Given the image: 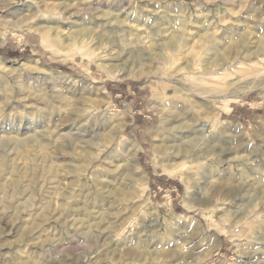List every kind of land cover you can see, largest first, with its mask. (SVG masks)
I'll use <instances>...</instances> for the list:
<instances>
[{
	"label": "rangeland",
	"instance_id": "374dc122",
	"mask_svg": "<svg viewBox=\"0 0 264 264\" xmlns=\"http://www.w3.org/2000/svg\"><path fill=\"white\" fill-rule=\"evenodd\" d=\"M36 1L0 0V264H264V70L236 64L264 59V0ZM44 3L71 10L33 17ZM121 21L136 31L127 42ZM141 62L159 72L135 75ZM115 167L130 169L141 211L113 230L79 224L72 206L109 194Z\"/></svg>",
	"mask_w": 264,
	"mask_h": 264
},
{
	"label": "bare ground",
	"instance_id": "6f19581e",
	"mask_svg": "<svg viewBox=\"0 0 264 264\" xmlns=\"http://www.w3.org/2000/svg\"><path fill=\"white\" fill-rule=\"evenodd\" d=\"M41 1V0H40ZM36 3H39V0H37L36 1ZM35 3V4H36ZM41 3V2H40ZM60 4V3H59ZM37 5H40V4H37ZM43 5V4H42ZM41 5V6H42ZM62 5V4H61ZM65 5V4H64ZM63 5V6H64ZM69 5V4H68ZM41 6H37L36 7V9H35V11L32 13V15H33V17H39V18H49V19H52V22H53V20H55V19H58L60 16H62V15H64V12L67 10V9H70L71 10V7L70 6H67V7H59L58 5H57V3L55 4H53V3H44V5L41 7ZM72 6V5H71ZM86 6V5H85ZM98 6V5H97ZM34 7H35V5H34ZM88 6H86V8H87ZM96 7V6H95ZM98 8V7H97ZM88 9H93L92 8V6H89L87 9H85L84 8V10H87L88 11ZM82 10H83V7H82ZM90 10V11H91ZM93 10H95L96 11V9H93ZM117 10H119V9H116V11ZM69 11V10H68ZM115 11V12H116ZM119 11H121V10H119ZM118 11V12H119ZM75 12V11H74ZM78 12V11H77ZM113 12H114V10H113ZM91 13H94V12H91ZM70 14L72 15V13L70 12ZM112 14V13H111ZM110 14V15H111ZM31 15V14H30ZM69 15V14H68ZM74 15V14H73ZM79 15V12L77 13V16ZM109 15V14H108ZM107 15V16H108ZM70 16V15H69ZM30 17H32V16H30ZM33 17H32V19H33ZM63 17H65V15L63 16ZM76 17V16H75ZM29 18V17H28ZM28 18H26V19H28ZM44 18V19H45ZM25 19V20H26ZM64 19H66V18H64ZM29 20V19H28ZM40 20V19H39ZM51 20H49V22H50ZM120 21V20H119ZM124 21V20H123ZM47 23V22H46ZM117 24H119V26L117 27L118 29V31H121V32H123L124 34L122 35V37H120V38H123L122 40L123 41H126L127 42V37L129 36H133L135 33L134 32H136L135 30H134V32H133V30H127L125 27H124V25H125V23H122V21L121 22H116ZM116 25V24H115ZM138 26V24H136V27ZM33 27V26H32ZM48 27H50V26H48ZM29 28V27H28ZM55 28V27H54ZM54 28H52V29H54ZM35 29V28H34ZM45 29V27L43 26V27H37L35 30H32V31H36V32H41L42 30H44ZM48 29V28H47ZM51 29V28H50ZM26 30H28V29H26ZM31 30V29H30ZM55 30V29H54ZM184 30H185V27H184ZM92 32V31H91ZM132 32L134 33V34H132ZM183 32H185V31H183ZM108 33H110V32H108ZM158 33V32H157ZM207 32H205L204 33V35H207L206 34ZM2 34H4V33H2ZM36 34H38V33H36ZM1 35V34H0ZM103 34H101V36H102ZM107 35V34H106ZM109 35V34H108ZM118 35V34H117ZM184 35V34H183ZM204 35H200V34H197L196 35V37H197V43L199 42H201V40H202V43L204 42V43H212L213 41L211 40V37L213 36V34H212V36L210 37V36H208V37H206V36H204ZM104 36H105V34H104ZM112 36V35H111ZM137 36V35H136ZM153 36H154V34H153ZM155 36H157V34L155 35ZM2 37V36H1ZM110 37V36H109ZM119 37H118V39H119ZM138 38H140L141 36H137ZM179 37V36H178ZM4 38V37H3ZM177 38V37H176ZM180 38L181 37H179V39L175 42V45H173V46H175V47H178V46H182V47H186L187 46V44H188V41H182V39L180 40ZM195 38V37H194ZM1 39V38H0ZM71 39V38H70ZM102 39V38H101ZM113 39H114V37H113ZM129 39V38H128ZM174 39V38H173ZM172 39V41H174ZM2 40V39H1ZM0 40V42H2L1 44H3V42L4 41H1ZM4 40V39H3ZM105 40V39H104ZM116 40L117 39H115V42H116ZM121 40V41H122ZM130 40V39H129ZM140 40H142V39H140ZM109 41H110V38H109ZM118 41V40H117ZM112 42V41H111ZM113 42H114V40H113ZM130 42V41H129ZM133 42V41H132ZM132 42H130L129 43V45L130 44H133ZM120 43V42H119ZM116 45H117V43H115ZM113 46H114V44H112ZM152 45V44H151ZM171 45V44H170ZM169 45V46H170ZM203 44H201V46H202ZM212 45V44H211ZM131 46V45H130ZM153 47H154V45H153ZM174 47V48H175ZM264 47V46H263ZM111 48V47H110ZM132 48H133V46H132ZM131 48V49H132ZM169 48V47H168ZM172 48V47H171ZM192 48H193V46H192ZM130 49V48H129ZM128 49V50H129ZM176 49V48H175ZM140 50V49H139ZM177 50V49H176ZM203 50V49H202ZM132 51V50H131ZM171 51V50H170ZM189 51V50H188ZM136 52V51H135ZM141 52V51H140ZM175 52V51H174ZM194 52V51H193ZM256 52L257 51H255L254 53V55H256ZM260 52H263V51H260ZM250 54H252L251 52H249ZM137 54V53H136ZM241 54V53H240ZM259 55H260V53H258ZM257 54V55H258ZM264 54V53H263ZM243 55V54H242ZM249 55V54H248ZM247 55V56H248ZM256 55V57L255 58H249V57H247V58H245L246 60L245 61H243V60H237L236 61V64H237V66H239V68L242 70V72H244V73H247V74H250V73H258V74H260V70L261 71H263L264 70V59L262 60V59H260V57L259 56H257ZM239 56H241V55H239ZM251 56V55H250ZM263 56V55H262ZM146 57V56H145ZM245 57V56H244ZM243 57V58H244ZM242 58V59H243ZM145 61H147V62H149L150 64H152L150 61H152V58H147ZM140 65V69H139V71L138 72H136V74L135 75H142V74H144V73H148V74H156V73H158L159 72V69H158V67H155L154 65H153V67H147L148 65H145L144 63H140L139 64ZM138 67V66H137ZM137 67H136V70H137ZM217 68V67H216ZM236 68H238V67H236ZM238 68V69H239ZM225 69V68H224ZM216 70V69H215ZM222 70V69H221ZM226 70V69H225ZM237 71V70H236ZM221 72H223V71H221ZM225 72H223V74H224ZM132 74V73H131ZM134 74V73H133ZM222 74V75H223ZM225 74H227V73H225ZM229 74V73H228ZM227 74V75H228ZM232 74V73H231ZM214 75V74H213ZM216 75V74H215ZM220 75V74H219ZM229 76V75H228ZM214 78V77H213ZM208 79V78H207ZM217 79H219V78H217ZM217 86V85H216ZM221 86V85H220ZM104 92V91H103ZM103 92H100V95L101 96H103L104 95V93H105V95H107L108 96V93L105 91L104 93ZM89 93V92H88ZM98 93H99V91H98ZM97 93V94H98ZM81 94V93H80ZM97 94H95V95H97ZM87 95V94H86ZM99 95V94H98ZM201 95V94H200ZM166 96H169V95H166ZM61 97V96H60ZM59 96H58V98H60ZM81 97V96H80ZM79 97V98H80ZM83 97V96H82ZM85 98H87L86 96H84ZM89 97V96H88ZM194 97V96H193ZM192 97V98H193ZM65 98V97H64ZM84 98V99H85ZM103 98H106L105 96H103ZM192 98H188V97H185V99L186 100H188V99H192ZM195 98H196V96H195ZM205 98V97H204ZM61 99H63V98H61ZM83 99V98H82ZM167 99V103H166V105L165 106H168L169 107V105H170V99H172V97L171 96H169V99L168 98H166ZM174 99V98H173ZM86 100V99H85ZM94 100V99H93ZM87 101V100H86ZM191 101V100H190ZM88 102V101H87ZM90 103V102H89ZM205 103V102H204ZM95 104V103H94ZM98 104V103H97ZM199 104H201V102L199 103V101H197L196 102V100L194 101H192V102H190V106H191V113H188V112H186V110H185V113H188L189 115H191V114H193V115H195L194 117H192V118H194V120H195V123H197V122H203V120H204V111L202 112L201 111V108H200V106H199ZM90 105H91V103H90ZM89 105V106H90ZM206 105H207V107L210 109V108H212L213 109V106L212 105H209V103H206ZM99 107V106H98ZM97 107V108H98ZM164 108V107H163ZM96 108H94L93 107V110H95ZM162 110H164V109H162ZM160 111H161V109H160ZM185 113H182V111H179L178 110V112H176V114H175V116H174V118H175V120L176 119H179V118H182V116L185 114ZM90 114V113H89ZM208 115V114H207ZM67 117V116H66ZM184 117V116H183ZM185 118V117H184ZM184 118H182V119H184ZM186 119V118H185ZM190 119V118H189ZM72 120V119H71ZM191 120V119H190ZM193 120V119H192ZM70 122V121H69ZM181 125V124H180ZM179 125V126H180ZM192 125V124H191ZM116 126H120V121H118V122H116ZM193 126V125H192ZM192 126H190V127H186V125L185 126H180L181 128H187V130L186 131H188V132H191V133H194V132H196V127H197V125H195L194 127H192ZM174 127V126H173ZM185 128V129H186ZM187 133V132H186ZM108 135H110L109 133H107ZM190 134V133H189ZM107 136V135H106ZM106 136H105V138H106ZM107 141V140H106ZM166 141V140H165ZM19 142V141H18ZM167 142V141H166ZM133 145V144H132ZM164 145V144H163ZM167 145V144H166ZM169 145H170V143H169ZM187 146H188V144H186ZM187 146H180L179 147V149H177V151L179 152V153H182V155H184L183 157H182V159L183 160H185V159H190V165H196V164H199V162L197 161V158H189L190 156H189V154H190V151H191V149L189 148L190 147V145H189V147H187ZM131 147V146H130ZM163 147V146H162ZM169 147V146H168ZM170 148V147H169ZM128 149V148H127ZM192 149H193V147H192ZM154 151H156V149L154 148L153 149ZM170 150H172V149H170ZM170 150H168L169 152H170ZM128 151H130L131 152V157L133 158V166H135L136 167V165H137V163H136V155H137V148H136V146L135 145H133L132 147H131V150H128ZM128 151H126V152H128ZM139 152V151H138ZM166 153H167V151H166ZM124 154H125V152H124ZM164 156V155H163ZM168 156V155H167ZM166 156V157H167ZM170 156V155H169ZM169 156H168V158H169ZM199 156V155H198ZM171 157V156H170ZM165 158V157H164ZM177 159V158H176ZM170 160V159H169ZM123 161V160H122ZM187 161H189V160H187ZM172 162V161H171ZM167 163V162H166ZM182 163V162H181ZM169 164V163H168ZM172 164H174V163H172ZM160 165H162L161 163H160ZM164 165V164H163ZM132 167V166H131ZM171 168V167H170ZM182 168V167H181ZM107 169V168H106ZM179 169V168H178ZM185 169V168H184ZM105 170V169H104ZM172 171H174V170H172ZM177 171V170H176ZM13 172H14V170H13ZM112 172H114L115 174H116V178L117 179H119L120 180V183L115 187V188H113L111 191L109 190V194H107V195H105V193H102L100 190H98L97 192H96V194H95V196H94V199L95 200H97L96 201V205H97V207H96V205L94 204V205H91V208L89 207H77V206H72V211H74L75 213H81V215H84V219H80V220H78L79 222H81V223H79V224H82V225H86L87 226V222L89 221V220H92V219H94L95 221H93L94 222V226L96 227V228H103L104 230H113V229H116V228H118V227H120L121 226V228L124 226L123 224H124V222L128 219V216L131 214V213H135V212H140L141 210L139 209L141 206H142V204H144V203H142V202H139L138 200H136V198H137V196L136 195H138L136 192H138L139 190H137V191H135V188H134V186H133V180H132V173H131V171H130V169L128 168V167H126V168H119V167H115L113 170H112ZM21 173V172H20ZM109 173V172H108ZM137 173H139V176L141 177V182H142V184L143 185H146L147 183H146V177H145V173L144 172H142V171H138L137 170ZM136 172H135V174H137ZM111 174V173H110ZM111 175H113V174H111ZM15 176H17V180L15 181V183H14V187H15V195H16V198L17 197H19V195L22 193V192H24L25 190H22L21 188H22V184H21V180L23 179V176H22V173H21V175H19V174H15ZM105 176V175H104ZM101 177V176H100ZM114 178V177H113ZM112 178V179H113ZM99 179V178H98ZM99 180H103V179H99ZM115 182V181H114ZM33 184H34V180L33 179H30L29 181H28V184H27V188H29L30 189V192H31V194L32 195H34V193H36V192H44V190H43V188L41 187V188H39V189H34V186H33ZM104 185V184H103ZM101 187V186H100ZM104 188V187H103ZM24 189V188H23ZM27 190V189H26ZM46 190V189H45ZM97 190V189H96ZM107 192V191H106ZM90 194V193H89ZM11 195V194H10ZM108 195H109V197H110V199L108 200ZM97 198V199H96ZM32 198H30V200H29V202H27L26 204L27 205H29L30 207L33 205L32 204V200H31ZM49 199V198H48ZM41 200L43 201V204H49L50 203V199L48 200V201H46L45 199H44V196L41 198ZM45 200V201H44ZM80 201V200H79ZM144 201V200H143ZM10 202H11V200H10V198H8V199H4V204H2V205H4V207H8L9 205H10ZM17 202V201H16ZM116 203H117V207H114V205H116ZM16 204V203H15ZM17 205V204H16ZM82 205V204H81ZM103 207V211H100V213H98V211H94L96 208H102ZM9 209V208H8ZM102 210V209H101ZM73 213V212H72ZM130 213V214H129ZM97 214H98V216H97ZM42 214H40V216H41ZM72 215V214H71ZM123 215H128L127 216V218L126 219H124L123 218ZM44 216V215H43ZM182 215L181 214H176V217H181ZM78 217H79V215H78ZM80 218H81V216H80ZM240 218H242V217H240ZM64 220V219H63ZM72 220H73V218H72ZM76 221V220H75ZM13 223V222H12ZM8 224V223H7ZM90 224V223H89ZM92 224V223H91ZM12 225V224H11ZM29 226V225H28ZM88 226H90V225H88ZM32 227V226H31ZM36 228L35 227H32L30 230H29V232L28 233H32V231H34ZM36 231V230H35ZM49 246H51V245H41L40 246V251H42V252H47L48 251V249H46L47 247L49 248ZM0 247H1V245H0ZM33 247H35V246H33ZM52 247H56L55 245L53 246L52 245ZM51 247V248H52ZM39 251V252H40ZM24 253V252H23ZM5 255L4 254H0V258H3ZM85 257V256H84ZM86 259V258H85Z\"/></svg>",
	"mask_w": 264,
	"mask_h": 264
}]
</instances>
